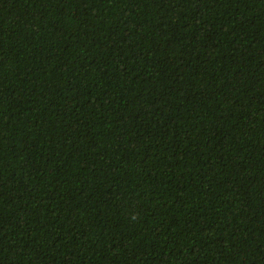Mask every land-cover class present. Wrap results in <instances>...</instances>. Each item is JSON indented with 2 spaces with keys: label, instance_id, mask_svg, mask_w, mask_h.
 I'll return each instance as SVG.
<instances>
[{
  "label": "trees",
  "instance_id": "trees-1",
  "mask_svg": "<svg viewBox=\"0 0 264 264\" xmlns=\"http://www.w3.org/2000/svg\"><path fill=\"white\" fill-rule=\"evenodd\" d=\"M0 264H264V0H0Z\"/></svg>",
  "mask_w": 264,
  "mask_h": 264
}]
</instances>
